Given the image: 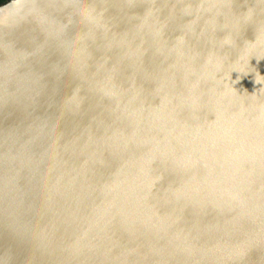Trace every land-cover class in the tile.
Here are the masks:
<instances>
[{"label":"water","instance_id":"1","mask_svg":"<svg viewBox=\"0 0 264 264\" xmlns=\"http://www.w3.org/2000/svg\"><path fill=\"white\" fill-rule=\"evenodd\" d=\"M0 264H264V0L1 3Z\"/></svg>","mask_w":264,"mask_h":264},{"label":"trees","instance_id":"2","mask_svg":"<svg viewBox=\"0 0 264 264\" xmlns=\"http://www.w3.org/2000/svg\"><path fill=\"white\" fill-rule=\"evenodd\" d=\"M5 1H6V0H0V4L3 3V2H5Z\"/></svg>","mask_w":264,"mask_h":264}]
</instances>
